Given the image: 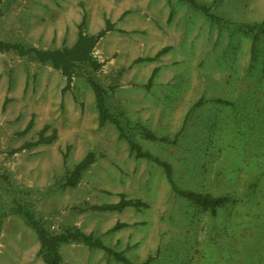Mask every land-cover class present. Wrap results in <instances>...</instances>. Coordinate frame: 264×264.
I'll list each match as a JSON object with an SVG mask.
<instances>
[{
  "label": "rangeland",
  "instance_id": "1",
  "mask_svg": "<svg viewBox=\"0 0 264 264\" xmlns=\"http://www.w3.org/2000/svg\"><path fill=\"white\" fill-rule=\"evenodd\" d=\"M195 2L208 12L187 0H0V40L70 46L84 12L88 33L105 18L116 28L94 48L102 67L79 64L65 92L51 64L0 50V264H43L36 232L15 211L19 203L49 231L80 228L133 263L264 264L261 189L212 213L178 195L163 168L171 165L179 188L231 197H242L237 191L264 169V134H255L264 130V35L242 27L264 23V0ZM87 76L105 88L109 112L151 157L135 156L111 121L99 126ZM45 124L57 138L20 149ZM249 136L255 145H243ZM89 151L94 162L77 185L65 186L66 171ZM225 163V175L217 174ZM121 194L147 205L93 208ZM117 222L125 225L114 228ZM59 249L61 264H127L81 242Z\"/></svg>",
  "mask_w": 264,
  "mask_h": 264
},
{
  "label": "trees",
  "instance_id": "2",
  "mask_svg": "<svg viewBox=\"0 0 264 264\" xmlns=\"http://www.w3.org/2000/svg\"><path fill=\"white\" fill-rule=\"evenodd\" d=\"M187 1H189L190 4L198 6L201 10L208 12L209 8L207 6L197 5L195 0ZM127 12V10L124 11L119 17V19L122 18V16ZM104 22V26L100 28L96 33H88L85 30L86 12H84L81 16L80 22L77 24L78 30L76 40L70 46L44 49L37 48L35 46H27L20 42L0 40V50H12L18 55H29L36 58L40 62L51 64L54 68L60 70L62 75L65 77V85L62 91L68 90L72 86V82L75 78L77 67L79 64L86 63L95 71L102 67L103 62L99 61L93 54L94 48L101 37H103L107 32L116 29L115 22L111 21L109 18H105ZM242 27L250 32H254L255 34L264 35V23L262 22L244 23L242 24ZM253 48L254 44L252 45V49ZM86 79L94 93L95 106L98 112L99 126H103L107 121H111L118 131L119 138H123L126 140L130 151L135 153V156L151 157L152 154L149 151L143 149V147L138 142L134 141L128 136L124 126L121 123V120L109 112L106 105L105 88L91 76H87ZM32 125L33 118L28 121L22 132L28 131L32 127ZM48 129L49 125L45 124L39 131L38 137L32 141L24 143L20 147V149L30 148L40 143H50L51 141L55 140L57 138V130L53 128L51 130V133L47 134L46 131ZM144 131L147 137L151 139H157V137L150 130L146 129ZM258 131L255 133L256 137L258 139H261V137H263L264 130L260 132ZM261 142L264 143V139H261ZM242 143L243 145H249L250 143H253L255 145L256 142L251 136H249L245 138ZM241 158L247 160L248 152L244 153ZM94 160V152H87L71 169H68L66 171L63 179V184L65 186L70 187L77 185L83 171L87 169L94 162ZM163 166L167 180L170 182L172 189L178 195L193 201L198 206L208 209L212 213H217L218 210H216V208L222 205L226 206V203H231V206H236L239 202H245L244 200H246V198L249 200L251 196L253 197L254 193L255 195L261 194L259 189H261L262 194H264V184L262 183V174L264 175V169L261 171V174L258 173L259 171L255 173L257 178L255 179L254 183L249 182V185L246 188L243 186L242 190L237 191L242 197H231L225 194L197 192L193 190L179 188L172 178L173 175L171 165L167 162H163ZM226 166L227 165L225 163L217 167L216 173H223L224 176L226 173V169L228 168ZM240 171L241 169H239L237 173L238 178L234 179L233 182H238V180L240 179ZM142 205L145 206L147 204L140 199L126 198L123 194H121L118 201L93 205V208L100 210H121L128 206L137 207ZM15 211L19 213L36 232L40 242L39 254L42 258L43 264H61L62 257L59 249L60 245L72 241L81 242L87 245L88 247L102 248L115 259L121 260L127 264H146V261L142 263H133L128 261V259L123 255L121 251L114 250L113 248L106 245L101 239L93 236L92 233L84 232L80 228L66 227L59 233H53L45 227V225L43 224V222H41L40 219L34 216L32 210H30L27 206L23 205L22 203L17 204ZM238 222V220L235 221V223ZM123 225H125V223L117 222L114 228Z\"/></svg>",
  "mask_w": 264,
  "mask_h": 264
},
{
  "label": "crops",
  "instance_id": "3",
  "mask_svg": "<svg viewBox=\"0 0 264 264\" xmlns=\"http://www.w3.org/2000/svg\"><path fill=\"white\" fill-rule=\"evenodd\" d=\"M64 79H65V77H64ZM75 82V79L73 80V82H72V86H71V89L74 87V83ZM65 85V84H64ZM64 87V86H63ZM63 89V88H62ZM69 90V89H68ZM66 90H64V91H62V92H65ZM68 103L70 104V102L68 101Z\"/></svg>",
  "mask_w": 264,
  "mask_h": 264
}]
</instances>
